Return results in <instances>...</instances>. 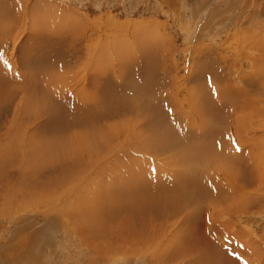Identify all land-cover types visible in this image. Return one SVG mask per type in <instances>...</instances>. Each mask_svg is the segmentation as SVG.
Instances as JSON below:
<instances>
[{
	"label": "rangeland",
	"instance_id": "1",
	"mask_svg": "<svg viewBox=\"0 0 264 264\" xmlns=\"http://www.w3.org/2000/svg\"><path fill=\"white\" fill-rule=\"evenodd\" d=\"M0 40V195L7 191L0 196V264H155V248L181 227L203 232L193 237L200 256L199 239L208 226L210 246L236 264H264V0H0ZM92 124L95 135L88 134ZM54 137L66 145L55 149L60 155L79 153V167L54 150L43 151V143ZM195 138H201L198 145H189ZM73 141L78 144L67 148ZM35 148L48 159L37 152L31 156ZM24 161L40 162L57 176L36 175L42 189L38 206L22 203L30 198L17 185ZM159 169L167 172L161 177ZM127 170H135L141 196L153 188L146 181L154 176L181 178L184 192L183 178L201 182L215 174L207 181L223 183L218 192L198 188L199 213L191 217L183 208L166 221L158 216L150 221L153 210L146 205L142 219L135 211L125 221L109 217L120 209L115 196L105 198L110 205L104 212L105 205L95 209L93 191L81 192L76 196L104 219L99 223L104 230L89 232L88 238L55 214L60 202L54 201H64L65 192L103 185L113 192L110 184L126 180ZM47 181L66 184L47 191ZM6 195L13 206H23L4 203ZM223 198L225 205L218 203ZM167 209L161 211L168 214ZM148 220L147 240L133 242L130 228ZM66 228L71 233H63ZM116 241L128 249L107 257L95 250L114 248Z\"/></svg>",
	"mask_w": 264,
	"mask_h": 264
},
{
	"label": "bare ground",
	"instance_id": "2",
	"mask_svg": "<svg viewBox=\"0 0 264 264\" xmlns=\"http://www.w3.org/2000/svg\"><path fill=\"white\" fill-rule=\"evenodd\" d=\"M2 15V14H1ZM29 15V14H28ZM27 17V16H26ZM5 22V21H4ZM63 22V21H62ZM5 25V24H4ZM7 25V24H6ZM5 25V27H6ZM56 27V26H55ZM3 29V28H2ZM3 31V30H1ZM14 33V31H13ZM35 34V33H34ZM4 38H5V35H4ZM11 41V39H9ZM4 41V40H3ZM2 41V42H3ZM7 41V40H6ZM1 42V40H0ZM9 42V41H8ZM10 43V42H9ZM3 45V44H2ZM1 46V45H0ZM7 47V46H5ZM4 62V61H3ZM1 62V63H3ZM6 62V61H5ZM10 63V62H8ZM128 63V62H127ZM126 65V64H125ZM123 67V66H122ZM4 69V68H3ZM53 77V76H52ZM10 78V76H9ZM51 79V78H50ZM52 82V81H51ZM56 83V81H54ZM41 83V82H40ZM51 84V83H50ZM53 86V85H52ZM50 87V86H49ZM48 87V88H49ZM54 87V86H53ZM38 88V87H36ZM51 90V89H50ZM54 92V91H52ZM146 93V92H145ZM45 94V93H44ZM42 94V95H44ZM54 94V93H53ZM47 95V94H46ZM51 95V94H50ZM90 95V94H89ZM87 94V96H89ZM38 96V95H37ZM53 97V96H52ZM92 97V96H91ZM52 102V101H50ZM125 102V101H124ZM99 103V102H98ZM97 104V102H96ZM101 106V105H100ZM104 106V105H103ZM108 106V105H107ZM125 106V105H123ZM93 107V105H92ZM91 107V108H92ZM40 108H45L43 106H41ZM101 108V107H100ZM104 108V107H103ZM127 108V107H126ZM75 109V108H74ZM93 109V108H92ZM81 110V109H80ZM79 110V112H80ZM125 110V109H124ZM128 110V109H127ZM47 111V109H46ZM131 111V110H130ZM77 112V110H76ZM75 112V113H76ZM78 112V113H79ZM135 112V111H134ZM77 113V115H78ZM82 114V113H81ZM87 114V113H86ZM128 114V113H127ZM133 114V113H132ZM84 115V114H82ZM100 115V113H99ZM84 116H87V115H84ZM107 116V115H105ZM88 117V116H87ZM72 118V117H71ZM192 118V117H191ZM194 118V117H193ZM81 119V118H80ZM88 119V118H87ZM196 119V118H194ZM96 120V119H95ZM105 120V119H104ZM174 120V119H173ZM235 120V119H234ZM87 121V120H86ZM89 122V121H88ZM90 123H93L90 121ZM181 123V122H180ZM94 126V128H92L93 126H91V128L89 129L88 131V134L89 135H95L94 133V129L96 130L97 129V125L95 124H92ZM102 126V123L100 124ZM106 125V124H105ZM200 125V124H199ZM106 127V126H105ZM108 128V127H106ZM154 128V127H153ZM204 128V126H203ZM167 129V128H166ZM117 130V129H116ZM127 130V129H126ZM17 131V130H16ZM15 131V132H16ZM21 131V129H20ZM24 131V130H23ZM22 131V132H23ZM104 131V130H103ZM169 131V130H168ZM204 131V130H203ZM18 132V131H17ZM16 132V134H17ZM25 132V131H24ZM105 132V131H104ZM111 132V131H110ZM161 132H162V129H161ZM165 132V131H164ZM164 132L161 134L162 136L164 135ZM106 133V132H105ZM15 134V135H16ZM27 134V133H26ZM29 134V132H28ZM36 134V133H35ZM97 134V132H96ZM99 134V133H98ZM101 134V133H100ZM121 134V133H120ZM119 134V135H120ZM158 134V133H157ZM159 134V135H160ZM168 134V133H167ZM104 135V134H103ZM157 135V137L159 136ZM177 135V134H175ZM174 133H173V137L175 136ZM17 136V135H16ZM105 136V135H104ZM188 136V135H187ZM208 136V135H207ZM31 137V136H30ZM177 137H182L181 136H177ZM25 138V137H24ZM32 138V137H31ZM101 138V137H100ZM106 138V137H104ZM116 139V138H115ZM172 139V138H171ZM180 139V138H178ZM201 138H195L194 141L192 142H189V145L194 143V144H197L199 143ZM26 140V139H25ZM102 140V139H101ZM107 140V139H106ZM193 140V139H192ZM196 140V141H195ZM158 141L155 140V143H158L156 142ZM107 142V141H106ZM154 142V141H153ZM162 142V141H161ZM160 142V143H161ZM167 142V141H166ZM117 143V142H116ZM152 143V140L151 142ZM170 143H171V140H170ZM174 144V142H172ZM17 144L19 146H21V144L19 142H17ZM25 144V143H24ZM75 144H78V142L76 141H73L72 143H70L67 148L69 147H73ZM108 144V143H107ZM149 144V143H148ZM165 147V143H163ZM183 144V143H182ZM181 144V145H182ZM185 144V143H184ZM42 145V144H40ZM159 145V143H158ZM168 145V144H167ZM172 145V144H171ZM170 145V146H171ZM16 146V145H15ZM43 151L44 149H47V150H54V153L55 154H58L60 155L57 151H55V149L57 148H65L66 145L62 142H60V140H58V138L54 137L52 141L50 142H44L43 143ZM138 146V145H137ZM147 147V145H145ZM151 146V144H150ZM156 146V145H155ZM154 146V147H155ZM169 146V145H168ZM174 146V145H173ZM142 147V146H141ZM172 147V146H171ZM113 148V147H112ZM144 148V147H143ZM148 148V147H147ZM169 148V147H168ZM185 146H181V149H184ZM200 148V147H199ZM153 149V147H152ZM4 150V148H3ZM42 149L41 148H35L34 149H31L32 153L31 156H33L34 158H36V155L40 157V159H48L47 155L45 154V152L41 151ZM186 150V149H185ZM1 151V150H0ZM18 151L20 153H26V151L24 152L23 149L21 147H19ZM30 151V152H31ZM155 148H154V153H155ZM216 151V150H215ZM39 153L40 155L36 154ZM186 152V151H185ZM4 153V152H3ZM11 153V152H10ZM14 153V152H13ZM188 153V152H187ZM230 153V152H228ZM36 154V155H35ZM215 154V153H214ZM226 154V153H224ZM233 154V153H232ZM79 153L76 151L75 153H72L71 151L65 153L63 152V150L61 151V157L64 158V156H66L68 158V162L75 166V164L78 165V167L82 164V157L81 156H78ZM221 155V154H220ZM230 155V154H228ZM4 156V155H3ZM1 156V157H3ZM89 156V155H88ZM87 156V157H88ZM26 157H19L18 159L20 160H25ZM55 157L53 158H50V159H54ZM66 159V158H64ZM7 160V159H6ZM3 161V160H1ZM9 161V160H8ZM128 161V160H127ZM142 161V160H141ZM95 162V160H94ZM129 162V161H128ZM262 162V161H261ZM25 164H22L24 167L20 170H18V179L19 181H17V185H18V189H20V192L26 190V194L28 195V197L30 196V198H28V200H22L23 204L25 205H34V206H38L37 202H39V200L41 201L42 198H40L41 195H39V192L42 191L41 189V184L40 183H37L35 181V179H39L36 175L39 173L41 176L44 174L42 172H45L44 171V167H42V164L39 162V164H35V165H27V162L24 161ZM3 164V163H2ZM57 166H58V163H56ZM55 164V165H56ZM126 164H129L126 162ZM60 165V163H59ZM70 165V166H71ZM110 165V164H109ZM155 165V164H153ZM126 166V165H125ZM3 168H9L8 166H1ZM116 167V166H115ZM131 167V165H130ZM148 167V166H147ZM153 167V166H152ZM44 168V169H43ZM56 168V167H55ZM59 169H62L60 167H58ZM133 169V167H131ZM164 168V167H163ZM236 168V167H235ZM113 169V168H112ZM116 169V168H115ZM155 169V168H154ZM254 169V168H253ZM118 170V169H117ZM257 170V168H256ZM0 171L1 173H3L4 171L2 170V168H0ZM7 171V169L5 170ZM72 170H70L71 172ZM143 171V170H142ZM177 171V170H176ZM181 171V170H180ZM218 171V170H217ZM157 174H160V176L162 175V173H165L167 172V170H162V169H159V170H156ZM155 172V173H156ZM213 172V170H212ZM233 172V171H232ZM263 172V171H262ZM177 173H180V172H177ZM74 175H76L75 171L73 172ZM155 174V175H157ZM46 175L48 178H57V176L53 173H49V172H45V175L42 176V177H45L46 178ZM123 175V174H122ZM126 175V177L124 176ZM123 176L126 178L122 179V181H116L115 185H114V181L112 182V184H110V186L112 187L113 186V192L111 190H109L106 186H102L101 188H96L95 190H88V189H79V188H74L72 189V191L70 192H65L64 194V198L63 200L64 201H60V200H55V199H51L50 202L52 201L53 203V200L54 203H56L57 201L60 202L59 204V208L58 209H54L56 210L55 214H58V216H66L65 218L71 220V222H73L75 224V229L71 230L74 231V232H78V233H82L83 232H86L87 233V238L88 236L92 233V232H95V231H100L101 228H103V226H100V222H103L104 219L101 215L95 213L94 211H91L90 210V207H89V203L88 201H85L83 200V198H79L77 197L76 195H78L79 193H85V192H88V193H91L93 191V194L96 195L95 199H96V202L94 204L95 206V209L97 210H100L102 211L101 209L104 208L102 206H104L105 204L103 203V201L106 199H108V197L110 198H114V196L116 197V200H117V207H120V209L116 210L118 212L117 213H114L115 211H112L114 208H112L110 206V211L112 212H108L109 217H114V216H120L122 217V219H124L123 221H125V218H131V215H129V212L131 211H135L133 213V215L135 214L137 217L135 218H140V216L142 215L143 212H145V205L147 206V208L150 210L152 209L153 210V213L152 214H149L150 217L148 218L150 221H152L156 216L158 217H163L164 219L168 216V215H172L173 212H176V211H182L183 208L186 209V215H191V217L195 214V213H199V210L196 209V208H199V204L202 202L201 201V198H203V196L201 197V195H198L197 192H198V188H202L203 191H205V193H211L212 191L214 192H218V190L220 189L218 187V185H220L221 183H223V181H207V180H210L209 177L212 178V176H215V174H212V175H209L207 178H206V181H201V182H204V183H201V182H198V181H192L191 179H186V178H183L185 179L186 181H184V186L183 187H186V191H182V184L179 183L178 181H181L183 182V180H181V178H177L176 176L173 177H169L165 180H161L162 176L160 177H151L149 178L148 181H146V183L148 182L149 184L153 183V188L151 187L149 191L147 192H144L142 193L143 195L141 196L140 193L137 191V182H136V179H134L135 177V170H132V171H129L127 170V173H125ZM154 175V174H153ZM164 175V174H163ZM218 175H223V174H218ZM234 176V175H232ZM11 177V176H10ZM47 178V179H48ZM96 178V177H95ZM101 178V177H100ZM100 178H97V179H100ZM233 178V177H232ZM43 179V178H42ZM145 179V178H144ZM156 179H158V181H155ZM226 179V178H225ZM242 179V178H241ZM246 179V178H245ZM230 180V179H229ZM238 180V179H237ZM243 180V179H242ZM84 181V180H83ZM87 181V180H86ZM90 181V180H89ZM188 181H190V184L188 185L187 187V183ZM227 181V179H226ZM64 181H47L46 183V187L45 189L47 191H52L56 188H58V185L63 183ZM145 182V181H144ZM8 183V181H7ZM14 182H12L13 184ZM65 183V182H64ZM139 183V182H138ZM146 183H143V184H146ZM248 184L250 183V181L247 182ZM66 184V183H65ZM218 184V185H217ZM64 185V184H62ZM247 185V184H246ZM117 188H116V187ZM217 186V187H216ZM5 187H9V186H4ZM82 187H86V184H83ZM92 188V187H91ZM94 188V187H93ZM145 188V187H144ZM90 189V188H89ZM147 189V188H146ZM208 189V190H206ZM17 190V189H16ZM15 190V191H16ZM84 190V191H82ZM142 190V189H141ZM140 190V191H141ZM14 191V192H15ZM188 191V192H187ZM202 191V192H203ZM13 192V193H14ZM4 193H7V191H5ZM3 192L1 193L0 196H2L4 194ZM190 193L191 194H195L192 198L190 199ZM224 196V195H223ZM209 197V196H208ZM73 198V199H72ZM141 198V202L139 203L137 201V199H140ZM210 198V197H209ZM14 199H22V198H17V197H14ZM35 200V201H34ZM74 200V201H73ZM37 201V202H36ZM71 201H73L72 203H76L71 206ZM4 203H9L12 205V208L16 207V208H19V207H22L23 205H20V204H15L13 206L12 202H11V198L8 197L7 195L4 197V200H3ZM43 202V201H42ZM147 202V204H146ZM222 203L225 205L226 203V198H223V199H220L218 201V203ZM53 203V204H54ZM149 204V205H148ZM189 204H192L193 206L191 207V210H188L187 207H189ZM110 205V203L108 204ZM106 206L105 205V209H104V212H107L106 209L109 207V206ZM123 206V207H122ZM89 207V208H88ZM164 208H168L169 209V213L168 214H165L166 212H162L161 210H163ZM207 208V207H206ZM217 208V207H216ZM235 208V207H234ZM167 209V210H168ZM52 210V211H54ZM109 210V209H108ZM197 210V212H195ZM141 211V213H140ZM156 212V214L154 213ZM183 212V211H182ZM72 215L73 217H70V215ZM93 214H96V215H93ZM106 214V213H105ZM140 214V215H138ZM175 214V213H174ZM154 217H153V216ZM175 216V215H174ZM210 220H212V217H213V214L211 212V214H208ZM145 217L142 215L141 219ZM169 217V216H168ZM134 218V217H133ZM134 218V219H135ZM157 218V217H156ZM126 219V220H127ZM187 219V218H186ZM147 221L146 223H144L143 221H140L138 222V224H135L133 225V228H130V239L135 242V243H138L139 241H146L147 240V236L145 234V230H146V227H147V224L150 223V221ZM194 220H195V217H194ZM203 220V218H202ZM208 220V219H207ZM131 221V220H130ZM166 221V219H165ZM205 221V220H203ZM70 222V221H69ZM163 222V221H162ZM208 222V221H207ZM127 223V222H126ZM182 223H184L182 221ZM190 222L187 223V226L189 225ZM195 223V222H194ZM200 223V221H199ZM68 225V224H67ZM130 225V224H129ZM129 225H127V229L129 228ZM181 225V224H180ZM184 225V224H183ZM179 226V225H178ZM69 227V226H68ZM191 227V226H190ZM210 228L211 227H207L202 230L206 231L205 235L203 237H201L199 240H202L203 242L200 243V246L202 245L201 248H203V253L198 256L197 252H198V242L196 241L195 237L196 235H201L203 234L202 231H199V229L197 228H193V229H187V228H183L181 227V231H174L172 232L171 234L173 235L170 239L168 238H164L162 239L163 241L167 242L166 244L162 245V247H157L155 248V252H158L159 251V258L157 259L156 263L155 264H160V261H163L164 259H169V264H236V259L232 258V257H228V256H225L223 254V251L220 253L219 250H218V247H211L210 246V242L213 241L212 240V234H210ZM197 229V230H196ZM104 230V228H103ZM65 232V234H67V232H70V229L67 230V228L63 231V233ZM90 232V234L88 235V233ZM124 232V231H122ZM104 234V232H103ZM112 234H115L113 231L112 232H109V231H106V236H110ZM46 235V234H45ZM83 235V234H82ZM99 235V234H98ZM84 236V235H83ZM73 237V236H71ZM71 237H69L71 239ZM81 237V236H80ZM101 237V236H100ZM98 237V238H100ZM32 238V237H31ZM85 238V237H84ZM87 238L86 241H87ZM180 239L182 244H176V245H172V243L176 240ZM75 240V239H74ZM97 240V239H96ZM106 240V239H105ZM26 241V240H25ZM84 241V240H83ZM93 241V240H92ZM103 241V240H102ZM30 241H28L27 243H29ZM85 242V241H84ZM88 243V242H86ZM95 243V242H94ZM186 244L185 247L183 246V244ZM102 244V243H101ZM116 244V245H115ZM115 246L114 248H110V249H102L101 247L97 246L96 247V251L97 252H103L101 253L102 255H106L107 256H110L109 253L111 254H118L119 251L120 252H124L126 250V248L128 249V245H126L125 243L121 242V241H116L115 242ZM76 245V244H75ZM74 245V246H75ZM189 245V246H187ZM83 246V245H82ZM103 246V245H102ZM80 247V246H79ZM181 247L184 249L183 251L181 250ZM33 248V247H32ZM105 248V247H104ZM91 248L89 247V255H91L92 257V252H91ZM105 250H110V251H107L105 252ZM94 251V252H96ZM134 251H136L135 248L132 247L131 249V253H134ZM129 252V253H130ZM36 254V253H35ZM70 254V253H69ZM88 254V252H87ZM39 255V254H38ZM32 256V255H31ZM99 256V254H98ZM39 257V256H38ZM28 258V257H27ZM93 258V257H92ZM186 258H189V260L187 261H183V259H186ZM24 259V258H23ZM26 259V258H25ZM33 259V258H31ZM38 259V258H37ZM54 260V259H52ZM103 260V259H102ZM37 261V260H36ZM43 261V260H41ZM53 262V261H52ZM38 263V262H37ZM45 263V262H44ZM42 264V263H41ZM47 264V262H46ZM54 264V263H53Z\"/></svg>",
	"mask_w": 264,
	"mask_h": 264
}]
</instances>
